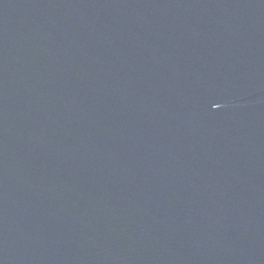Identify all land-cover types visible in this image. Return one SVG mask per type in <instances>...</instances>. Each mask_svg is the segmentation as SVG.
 <instances>
[{"label":"water","instance_id":"1","mask_svg":"<svg viewBox=\"0 0 264 264\" xmlns=\"http://www.w3.org/2000/svg\"><path fill=\"white\" fill-rule=\"evenodd\" d=\"M0 264H264V0H0Z\"/></svg>","mask_w":264,"mask_h":264}]
</instances>
